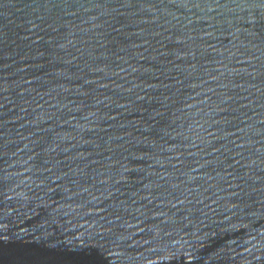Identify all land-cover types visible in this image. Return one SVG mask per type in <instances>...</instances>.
<instances>
[{
	"label": "water",
	"instance_id": "95a60500",
	"mask_svg": "<svg viewBox=\"0 0 264 264\" xmlns=\"http://www.w3.org/2000/svg\"><path fill=\"white\" fill-rule=\"evenodd\" d=\"M0 264H264V0H0Z\"/></svg>",
	"mask_w": 264,
	"mask_h": 264
}]
</instances>
